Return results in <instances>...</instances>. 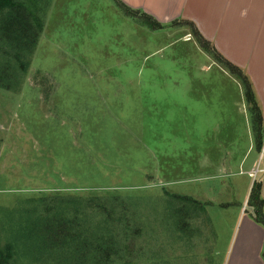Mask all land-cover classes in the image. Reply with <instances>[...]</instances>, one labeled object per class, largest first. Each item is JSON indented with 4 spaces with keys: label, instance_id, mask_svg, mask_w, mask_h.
Wrapping results in <instances>:
<instances>
[{
    "label": "rangeland",
    "instance_id": "rangeland-1",
    "mask_svg": "<svg viewBox=\"0 0 264 264\" xmlns=\"http://www.w3.org/2000/svg\"><path fill=\"white\" fill-rule=\"evenodd\" d=\"M49 1L21 81L0 85V246L26 239L13 230L29 214L57 217L66 230L75 195H99L118 199L117 211L129 206L128 244L141 252L135 264L237 262L244 218L256 222L251 191L264 172L241 79L182 17L161 22L128 5L163 25L154 30L114 0ZM241 47L246 60L250 47ZM207 56L218 65L202 70ZM222 158L230 166L216 176ZM166 191L206 203L205 221L174 226ZM89 210V221L111 235L105 213ZM253 244L246 247L262 248L264 259V241Z\"/></svg>",
    "mask_w": 264,
    "mask_h": 264
},
{
    "label": "trees",
    "instance_id": "trees-1",
    "mask_svg": "<svg viewBox=\"0 0 264 264\" xmlns=\"http://www.w3.org/2000/svg\"><path fill=\"white\" fill-rule=\"evenodd\" d=\"M114 2L126 15L139 20L149 28L154 30L162 28L163 25L147 13L130 8L122 0ZM49 3V0H0V85L13 89L21 81L19 76L30 64L43 33ZM184 23L192 29L202 48L215 55L217 61L226 64L231 73L241 79L244 95L250 107L255 147L262 151L264 119L251 81L241 68L217 52L194 23L190 21ZM261 190L262 182H256L251 191L249 204L255 207L254 219L264 227ZM165 194L166 216L174 217V226L186 230L192 228L191 222L198 225L200 220L205 221L206 203L191 196L171 194L167 191ZM102 197L75 195V199L73 198L75 212L68 215L65 222L68 225L66 230L60 225L61 221L57 217L54 218L55 221L50 216L40 218L42 223L40 220L34 221L30 214L20 219L19 226L13 230V234H17L18 237L26 235V239L12 238L4 247L1 245L0 264H30L31 259L46 262L49 261L48 256L53 259L50 264H135L134 258L141 256V252L128 244L134 235L130 231L132 227L127 222L129 219L127 216L125 218L123 213L129 206L125 210L122 204L119 209L121 211H117L115 204L112 203L118 199L114 198L112 201L111 196ZM55 201L56 199L53 202ZM52 207L50 209H53ZM96 207L105 213V220L112 225L111 235L101 233V230L98 231L97 226L89 221L91 219L87 216L89 209L93 210ZM26 212L28 213L29 209ZM114 213L116 217H113ZM38 214L41 215L39 212ZM119 218H121L119 223L123 222L122 224L111 223L118 221ZM10 231L12 232V229ZM66 243L72 244L75 248H64Z\"/></svg>",
    "mask_w": 264,
    "mask_h": 264
},
{
    "label": "crops",
    "instance_id": "crops-1",
    "mask_svg": "<svg viewBox=\"0 0 264 264\" xmlns=\"http://www.w3.org/2000/svg\"><path fill=\"white\" fill-rule=\"evenodd\" d=\"M122 1L134 9H141L150 13L161 22H169L175 18L182 17L185 21L194 23L207 40H210L230 61L243 69L252 83L264 119V0ZM192 39L193 37L186 39L185 43L193 41ZM241 44L250 47L246 60L243 57L244 53H238L242 48ZM207 57L211 63L207 66L203 64L202 70H208L210 66L218 65L209 56ZM220 71L223 72L222 69ZM228 75L232 76L229 72ZM259 152L262 155L264 154V145L262 151ZM220 153L222 154V151ZM221 157H223V154ZM243 161L244 159L241 163ZM229 166L230 163L229 165L225 164L223 158L215 163L214 167L218 171L216 176H222L219 174L225 172V169H228ZM262 170L264 171V167H262ZM248 171H251V169ZM213 178L216 177L213 175ZM261 195L264 211V172ZM244 228L241 234V241L239 242V245L243 246V248H236L235 250L239 258L237 262L234 258L233 261L229 260V264H264L262 248L246 247L248 244L249 246H254L253 243L256 241L259 246L262 245L264 227L251 220V218H246V220L244 218Z\"/></svg>",
    "mask_w": 264,
    "mask_h": 264
},
{
    "label": "built area",
    "instance_id": "built-area-1",
    "mask_svg": "<svg viewBox=\"0 0 264 264\" xmlns=\"http://www.w3.org/2000/svg\"><path fill=\"white\" fill-rule=\"evenodd\" d=\"M256 173H257L256 171H253V172H251L250 175H251L252 177H254V176H256Z\"/></svg>",
    "mask_w": 264,
    "mask_h": 264
}]
</instances>
